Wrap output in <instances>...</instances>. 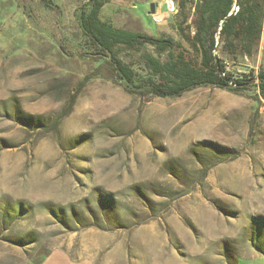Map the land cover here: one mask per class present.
<instances>
[{"label": "rangeland", "instance_id": "obj_1", "mask_svg": "<svg viewBox=\"0 0 264 264\" xmlns=\"http://www.w3.org/2000/svg\"><path fill=\"white\" fill-rule=\"evenodd\" d=\"M196 3L109 0L100 20L171 38L197 59L185 37L196 32ZM87 5L0 0V264L264 256V102L219 88L151 98L127 93L113 73L87 79L105 61L78 27ZM219 43L233 79L264 70V20L248 49L246 40H234V52ZM144 53L167 60L150 45L118 56L146 76ZM73 97L72 113L49 130ZM208 147L237 159L222 162Z\"/></svg>", "mask_w": 264, "mask_h": 264}, {"label": "trees", "instance_id": "obj_2", "mask_svg": "<svg viewBox=\"0 0 264 264\" xmlns=\"http://www.w3.org/2000/svg\"><path fill=\"white\" fill-rule=\"evenodd\" d=\"M108 2L88 0V5L81 8L76 16L79 30L94 55L99 59L105 58L104 63L87 79L113 73L127 93L151 98L178 99L200 88H219L237 93L253 92L252 99L256 104L264 102V70L257 75L252 72L243 78L233 79L226 62L216 54L220 40L225 48L234 52V40H246L248 49L249 44L261 39L264 0H197L194 8L197 15L196 32L192 37L185 36L197 59L171 38L150 37L102 23L100 14ZM186 21L187 18L183 23ZM178 30L183 31L180 27ZM147 45L154 47L158 55L166 54L167 60L162 61L150 53H144L143 61L148 73L142 76L121 61L118 53L120 50L140 51ZM75 98L49 130L58 132L61 121L72 113ZM208 148L207 151L220 155L222 162L237 159L231 150ZM209 168L203 171L205 175L209 173Z\"/></svg>", "mask_w": 264, "mask_h": 264}, {"label": "crops", "instance_id": "obj_3", "mask_svg": "<svg viewBox=\"0 0 264 264\" xmlns=\"http://www.w3.org/2000/svg\"><path fill=\"white\" fill-rule=\"evenodd\" d=\"M81 264H89V263L84 262ZM237 264H264V256L253 255L252 257L246 259H240Z\"/></svg>", "mask_w": 264, "mask_h": 264}, {"label": "water", "instance_id": "obj_4", "mask_svg": "<svg viewBox=\"0 0 264 264\" xmlns=\"http://www.w3.org/2000/svg\"><path fill=\"white\" fill-rule=\"evenodd\" d=\"M155 13V6L154 5H151V11H150V14H154Z\"/></svg>", "mask_w": 264, "mask_h": 264}, {"label": "built area", "instance_id": "obj_5", "mask_svg": "<svg viewBox=\"0 0 264 264\" xmlns=\"http://www.w3.org/2000/svg\"><path fill=\"white\" fill-rule=\"evenodd\" d=\"M236 11H237V9H236Z\"/></svg>", "mask_w": 264, "mask_h": 264}]
</instances>
